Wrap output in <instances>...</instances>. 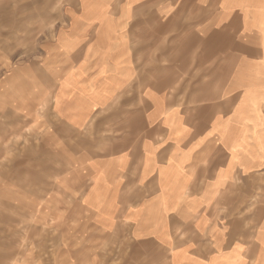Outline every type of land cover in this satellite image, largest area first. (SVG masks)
I'll return each mask as SVG.
<instances>
[{
    "label": "crops",
    "instance_id": "0c3cea01",
    "mask_svg": "<svg viewBox=\"0 0 264 264\" xmlns=\"http://www.w3.org/2000/svg\"><path fill=\"white\" fill-rule=\"evenodd\" d=\"M64 1L38 57L0 50V123L39 142L0 203L56 232L38 264H264V0Z\"/></svg>",
    "mask_w": 264,
    "mask_h": 264
},
{
    "label": "rangeland",
    "instance_id": "374dc122",
    "mask_svg": "<svg viewBox=\"0 0 264 264\" xmlns=\"http://www.w3.org/2000/svg\"><path fill=\"white\" fill-rule=\"evenodd\" d=\"M63 1L11 0L13 6L16 7L15 26L6 25L9 17L8 12L6 9H0L1 55L16 64L38 57L40 43L37 40L41 33L51 28L40 26L39 19L44 14H47L48 18H55L57 11L51 5H60ZM7 3L8 0H0L1 6L6 7ZM41 4L49 6L50 9L47 12L39 11ZM11 125L15 126L8 127L10 132H7L3 122L0 123V146L5 150L0 154V170L12 169V165L15 164L14 183L16 191L22 192L29 188L25 187V183L29 180L25 181L24 170L28 169L32 173H38L39 154L36 152L39 142L23 122L16 121ZM25 150L31 153L25 154ZM30 166L37 169H32ZM32 191H37L35 194L39 195L38 186H33ZM8 215H13L9 211L8 204L0 203V259L7 258L9 251L15 252V257H13L15 264H23L25 256L29 255L37 261V264L40 259L54 257V253H57V248L61 246V243L58 241L56 232L50 226H48L47 234L45 231L41 232L40 220L36 214L33 212L31 218H25L22 208L18 206L15 208L14 217H7ZM10 245L14 246V249L9 250Z\"/></svg>",
    "mask_w": 264,
    "mask_h": 264
}]
</instances>
